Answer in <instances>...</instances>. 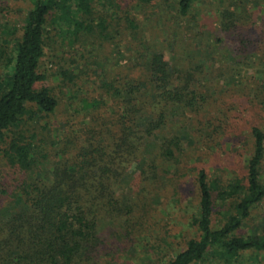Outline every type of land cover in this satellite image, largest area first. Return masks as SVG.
I'll use <instances>...</instances> for the list:
<instances>
[{
    "label": "trees",
    "instance_id": "1",
    "mask_svg": "<svg viewBox=\"0 0 264 264\" xmlns=\"http://www.w3.org/2000/svg\"><path fill=\"white\" fill-rule=\"evenodd\" d=\"M20 1L28 5L20 25L9 29L0 23V144L9 140L3 155L24 175L9 194L0 182L4 188L0 194L9 198L0 207V264H88L96 256L104 258L105 241L98 232L101 220L118 222L125 242L138 229V221L145 220L141 216L134 221V213L149 211L148 190L142 184L129 191L136 201L116 195L114 186L128 188L127 168L134 164L140 176L155 181L165 163L182 164L181 141L194 143L195 137L180 133L189 130L178 122L177 132L173 127L167 131L172 124L169 115L198 113L216 94V89L211 92L200 80L206 82V74L171 65L161 51L145 47L147 30L139 15L123 10L121 3L135 2V10L141 11L159 1L177 21L196 22L195 0ZM216 1L227 3L218 11V25L225 33L235 35L250 23L249 0ZM113 16L121 21L114 36L108 30ZM48 29L62 38L68 36V44L81 36L109 42L128 34L133 69L140 72L135 78L103 83L101 99H82L80 110L87 122L79 125V131L60 133L57 143L50 139L47 143L35 130L27 129V124L53 116L58 107L49 89L37 88L46 80L39 64ZM241 46L246 52L248 46ZM262 74L264 87V70ZM47 125L40 127L47 130ZM250 137L251 154L243 178L222 184L209 180L204 169L197 171V207L191 218L197 236L160 264H200L210 255L216 264H241L248 254L264 259V228L258 234L237 235L264 200V131L254 126ZM56 145L59 152L50 154L57 161L48 169L43 163L50 155L45 148ZM70 150L75 153L72 157ZM217 209L224 218L216 229Z\"/></svg>",
    "mask_w": 264,
    "mask_h": 264
},
{
    "label": "rangeland",
    "instance_id": "2",
    "mask_svg": "<svg viewBox=\"0 0 264 264\" xmlns=\"http://www.w3.org/2000/svg\"><path fill=\"white\" fill-rule=\"evenodd\" d=\"M246 3L252 16L250 23L237 29L235 35L225 33L218 25V11L223 10L227 3L195 0L193 13L196 15V22L191 19L177 21L172 13L166 14L168 11L164 10L159 1L141 11L135 10V2L121 3L123 10L128 8L139 15L142 28L147 30L145 47L150 45L149 47L161 51L171 65L187 71L194 69L198 74L203 73L201 75L206 74V82L199 79L211 92L216 89V94L211 96V100L198 113L182 115L180 111L174 117L167 116L172 120L167 131L173 127L177 132L178 122L189 130L180 133H191L195 137L194 143L181 141V147L185 151L182 164L165 163L164 168L159 169L156 174L155 181H147L148 175L147 178L140 176L139 169L134 164L127 168L128 188H123L125 185L114 186L116 195L127 196L132 187L142 184L148 190L149 211L134 213V221L141 216L145 220L138 221V229L125 242H122L124 229L120 228L118 222L106 218L101 220L98 232L105 241L102 249L104 258L96 256L88 264L168 262L185 248L189 240L197 236L191 224L197 207V171L204 169L209 180L216 179L222 184L233 178H243L246 162L251 154V128L255 126L264 131V87L260 81L264 70V4L257 0ZM27 10L28 5L20 0H0V23L9 29L13 25L19 26ZM108 22V30L114 36L121 21L118 22V17L113 16ZM251 23L254 26H249ZM129 37L126 34L120 41L116 38L118 47L115 41L102 42L96 36H81L74 44H68L71 42L68 36L62 38L48 29L44 56L39 64V72L46 80L37 85V88L49 89L57 99L58 107L53 116L46 117L36 122L37 124L29 123L27 129L35 130L47 143L49 139L57 143L60 133L79 131V125L87 122L80 110L82 99H101L100 87L103 83L113 84L114 81L139 75L140 72L137 74L133 69L131 48L127 45ZM241 45L248 46L246 52H243ZM46 123L47 130H43L40 125ZM8 141L6 139L0 144V182L9 194L23 180L24 175L18 168L10 166L3 155ZM58 147H47L45 153L59 152ZM71 152L72 150L69 154L72 157L75 153ZM52 154L42 160L44 167L48 169L51 163L57 161ZM262 172L264 177V171ZM37 175L42 177L44 173ZM49 178L50 176L45 177L46 180ZM4 188L0 186V190ZM127 197L131 199L130 202L136 201L134 195ZM8 199L7 195L0 194V207L5 206ZM220 213L219 211L214 215L213 224L216 229L221 226L224 218ZM263 228L264 200L251 211L237 235L258 234ZM104 254L106 255L103 256ZM260 257L248 254L241 264H264L263 256ZM213 262L215 259L210 255L200 264H216Z\"/></svg>",
    "mask_w": 264,
    "mask_h": 264
}]
</instances>
